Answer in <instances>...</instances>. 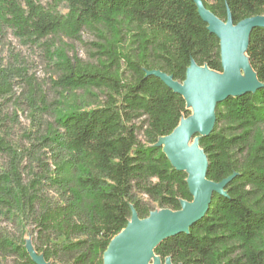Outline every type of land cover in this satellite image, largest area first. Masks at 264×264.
<instances>
[{"label":"trees","instance_id":"obj_1","mask_svg":"<svg viewBox=\"0 0 264 264\" xmlns=\"http://www.w3.org/2000/svg\"><path fill=\"white\" fill-rule=\"evenodd\" d=\"M42 1L0 0V25L26 43L58 35L77 39L85 29L101 33L107 44L97 64L59 56L54 86L70 93L95 90L105 99L94 109L57 111L40 138L52 166L42 163L43 172L27 184L2 127L3 101L12 95L17 73L0 68V155L12 157L0 174V214L19 228L17 235L0 234V258L36 264L27 249L30 236L47 264H103L133 210L143 220L156 211L152 204L177 212L182 201L193 202L188 175L174 169L157 146L192 111L148 73L161 71L183 83L192 61L223 73L220 40L193 0H54L49 6ZM202 1L221 21L230 12L235 25L264 16V0ZM127 38L135 45L132 54L117 45ZM247 55L264 86V28L252 32ZM43 105L48 111L45 100ZM200 147L209 181L233 177L226 195L215 193L205 217L188 234L162 242L155 255L173 264H264V87L219 104L214 130Z\"/></svg>","mask_w":264,"mask_h":264},{"label":"water","instance_id":"obj_2","mask_svg":"<svg viewBox=\"0 0 264 264\" xmlns=\"http://www.w3.org/2000/svg\"><path fill=\"white\" fill-rule=\"evenodd\" d=\"M193 1L208 30L220 40L223 73L214 72L207 66L200 67L194 61L183 83L161 71L148 73L181 95L192 111V115L183 119L171 135L161 138L157 146L163 148L174 169L188 175L193 202L182 201V209L177 212L168 209L154 211L143 220L133 210L127 227L111 241L103 264H173L171 258L162 262L155 255V249L170 238L188 234L191 227L207 214L213 195H226L225 187L233 178L221 183L207 179L209 162L200 147V140L213 132L219 104L231 97L254 94L264 87L247 55L252 32L264 28V16L235 25L230 12L224 22L208 11L202 0ZM245 57L250 66L247 70H243ZM27 249L36 264H47L36 254L30 241Z\"/></svg>","mask_w":264,"mask_h":264},{"label":"rangeland","instance_id":"obj_3","mask_svg":"<svg viewBox=\"0 0 264 264\" xmlns=\"http://www.w3.org/2000/svg\"><path fill=\"white\" fill-rule=\"evenodd\" d=\"M53 3L54 0L42 1L44 6ZM60 11L66 15L67 6L62 5ZM99 35L101 33L95 30L85 29L77 39L58 35L39 43H26L7 25H0V68L17 73L13 93L3 101V136L16 151V158L27 184L35 179L36 174L43 172L42 163L52 166L51 152L41 143L40 138L46 135L48 126L55 122L57 111L64 110L66 106L90 110L98 107L105 99L95 90L91 94L83 91L70 93L54 86V81L58 78L54 63L59 56L70 59L77 57L84 64H97L101 57L98 53L107 44ZM104 35L110 38L109 35ZM117 45L124 54H132L135 49L131 38L119 41ZM48 47L51 48L50 53ZM44 100L50 106L48 111L42 110ZM140 139L143 137L140 136ZM11 160L12 157L8 154L0 155V174L9 169ZM48 189L45 187L46 192L50 191ZM52 196L50 193V197ZM144 199L147 200L146 197ZM152 205L159 211L155 204ZM28 229L31 233L34 227ZM18 230L17 224L0 214V234L17 235ZM30 238L27 237V240L30 241ZM0 260L3 264L15 262L13 257Z\"/></svg>","mask_w":264,"mask_h":264},{"label":"bare ground","instance_id":"obj_4","mask_svg":"<svg viewBox=\"0 0 264 264\" xmlns=\"http://www.w3.org/2000/svg\"><path fill=\"white\" fill-rule=\"evenodd\" d=\"M244 59H245V63H244V66H243V70H247V69H249L250 66H249L247 58L245 57Z\"/></svg>","mask_w":264,"mask_h":264}]
</instances>
